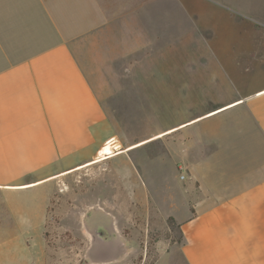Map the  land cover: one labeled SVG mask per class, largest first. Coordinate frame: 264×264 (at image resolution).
Instances as JSON below:
<instances>
[{"label":"crops","instance_id":"obj_1","mask_svg":"<svg viewBox=\"0 0 264 264\" xmlns=\"http://www.w3.org/2000/svg\"><path fill=\"white\" fill-rule=\"evenodd\" d=\"M107 1L0 0V231L27 237L7 245H16L29 264H46L44 233L52 212L70 220L64 228L80 220L91 229L93 202L80 200L77 176L89 181L86 193L93 197L92 179L79 172L127 149L105 135V106L81 58L88 42L105 33ZM227 105L240 108L230 145H202L187 136L180 167L191 180L183 182L181 174L155 195L171 208L167 215L181 240L154 264H264V82ZM227 105L164 132L185 129ZM67 259L59 264H71Z\"/></svg>","mask_w":264,"mask_h":264},{"label":"rangeland","instance_id":"obj_2","mask_svg":"<svg viewBox=\"0 0 264 264\" xmlns=\"http://www.w3.org/2000/svg\"><path fill=\"white\" fill-rule=\"evenodd\" d=\"M107 2L105 33L88 42L81 58L105 106V135L127 149L117 157L110 150L115 158L79 172L92 179L93 197L85 176L75 182L83 204L93 202L92 227L87 231L76 220L64 228L70 220L52 212L44 233L46 264L64 258L71 264H154L181 240L167 215L171 208L155 195L181 174L183 182L191 180L180 167L184 138L230 145L240 108L227 104L264 82V0ZM223 105L185 129L164 132ZM22 238L13 229L0 231V264H29L16 245H7ZM6 245L8 254L2 251Z\"/></svg>","mask_w":264,"mask_h":264},{"label":"built area","instance_id":"obj_3","mask_svg":"<svg viewBox=\"0 0 264 264\" xmlns=\"http://www.w3.org/2000/svg\"><path fill=\"white\" fill-rule=\"evenodd\" d=\"M184 177V175H182V178Z\"/></svg>","mask_w":264,"mask_h":264}]
</instances>
